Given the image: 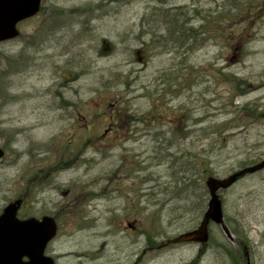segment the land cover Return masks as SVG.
<instances>
[{
  "label": "rangeland",
  "instance_id": "obj_1",
  "mask_svg": "<svg viewBox=\"0 0 264 264\" xmlns=\"http://www.w3.org/2000/svg\"><path fill=\"white\" fill-rule=\"evenodd\" d=\"M229 1L42 0L41 12L20 26L17 40L0 44V146L12 126L27 132L29 141L19 142L20 152L38 142L46 165L57 166L53 155L72 135L67 150L77 160L46 173L44 196L36 205L58 222L47 248L56 264L191 262L198 243L158 249L196 228L201 219L196 207L207 204L208 194L198 198L194 191L187 197L175 189L177 178H188L189 154L205 159L218 179L242 163L264 159V0H241L243 11L211 23L208 41L184 54L183 71L181 55L170 48L163 53L156 48L140 65L130 55L140 31L168 34V19L161 16L166 9L187 7L191 17L195 7L205 12ZM199 23L193 18L191 25ZM106 45L112 47L109 55ZM163 81L178 92L167 94L159 107L173 121L158 129L156 140V133L137 124L105 136L110 118L119 121L122 111L138 115L155 104L153 94L165 88ZM112 96L118 107L102 105L101 98ZM61 100L68 105L61 106ZM97 109L105 111L86 130ZM9 157L0 162V179L6 180L0 188L24 174L26 158L11 169L16 156ZM118 169L128 171L123 176ZM200 174L192 176L199 184ZM219 198L225 224L229 217L243 227L230 242L218 226H210L211 242L198 264H247L246 253L250 264H264V169L219 192ZM222 240L231 256L221 253Z\"/></svg>",
  "mask_w": 264,
  "mask_h": 264
},
{
  "label": "trees",
  "instance_id": "obj_2",
  "mask_svg": "<svg viewBox=\"0 0 264 264\" xmlns=\"http://www.w3.org/2000/svg\"><path fill=\"white\" fill-rule=\"evenodd\" d=\"M117 2H122L125 0H116ZM127 1V0H126ZM245 5H243V2L241 0H230L229 1V6H226L224 3L218 5V7H215L214 10H204L205 12H201L198 8H193L191 10V17L189 16V10L185 9L187 7L183 8H174V9H166L161 16L164 18L168 19L166 20L167 23V33L168 34H156L155 31H152L150 33L148 32H143L140 31L138 34H136V39L139 41L138 46L130 50V55L133 57L134 63L140 65L145 64L146 60L150 58V56L154 55L152 52L156 48H160L161 52L167 51L168 48L171 49L169 53H174L175 55H181L180 59V64H181V69L182 71L184 70V65H185V57L184 54H191V52L194 51L195 47L197 44H201L200 41L205 42L208 41V34H207V28L211 25V23L215 22L218 17L220 19H223L225 17H230V16H235L239 12L244 10ZM221 12H218L221 10ZM226 9V10H225ZM174 10L176 12H174ZM186 12V13H185ZM193 18H197L199 23V26H193L192 20ZM104 42V41H103ZM107 49L104 51L105 55L109 53H112V47H108L106 45ZM184 51V52H183ZM103 53V51H102ZM109 55V54H108ZM73 68H75L73 66ZM79 73V72H78ZM80 74V73H79ZM77 74V75H79ZM185 79L186 76L184 75ZM184 77L181 79L182 80V85L185 84V79ZM121 81L120 77L117 76L116 81ZM176 78V77H175ZM126 79V78H125ZM176 80V79H175ZM0 82H1V77H0ZM120 84V83H118ZM121 85H125L126 88H128L130 85L127 82L121 83ZM162 86L165 88L162 90H159V92H156L153 95H156V100L155 104L149 105L148 109L145 111H142L140 114H129L125 111L121 112L120 120L118 121L114 117L110 118L109 120V126L108 129H105L104 132H107L105 136L110 134L111 132L117 131L118 133H121V130L125 131H130L132 126L135 124L140 125L143 130L148 133H156V138L159 136V134H162V131H158V129L164 127L163 124L165 122L173 121V119H168L166 118L165 112L160 111L159 107L165 102L167 94H171L172 96H176L178 91H173L169 88V86H172L171 83L168 81L165 83L163 81L161 83ZM151 93L147 92L145 97H151ZM112 99H109L105 101L104 98H101V103L102 105L106 104L107 107H111L114 105L115 107L120 104L118 99H115V96H112ZM110 101H113V103H110ZM68 105V102L61 100V106H66ZM71 105V104H70ZM105 109L103 110H96L91 113V118L94 120L89 121V124L85 125L86 130L92 128V126L95 124H98V120L102 117ZM80 118H84V116H81ZM97 122V123H96ZM163 122V123H162ZM184 123V122H183ZM185 124V123H184ZM158 131V132H157ZM2 132V131H1ZM179 131H172L173 135L177 134ZM90 134V132H89ZM4 135V133H0V138ZM179 135V134H178ZM185 132L181 130L180 132V137L184 138ZM104 136V137H105ZM86 142L89 140L88 137L86 138ZM72 135H70V138L66 140L65 145H63L61 148H59V152L54 153L53 155V148L48 150V153L56 157L58 159L57 166L60 167L59 165L61 164V167H65V165H68L72 163L74 160H77L76 156L77 155H69V151L67 150L69 148V145L72 143ZM86 142H83L82 146H86ZM95 143V142H94ZM169 145V144H168ZM81 146V147H82ZM80 147V148H81ZM79 151V149H78ZM193 158V159H192ZM189 161H191L192 168L188 169V178L186 177H181L176 179V184H175V189L177 188V191L183 194H187V197H190V193L194 191H198V198L204 195H207V188L205 186V182L208 178L213 177V175L209 172L207 169V163L205 162V159H199V157L195 156L194 154H189L188 157ZM179 158H177V161ZM256 162H253L251 165L255 164ZM249 163H242L239 166V169H243L245 167L251 166ZM121 170V169H118ZM117 170V171H118ZM200 170V171H199ZM122 171V170H121ZM128 170L122 171V175L125 176ZM200 174V178L204 179L201 184L197 182L193 177L197 176ZM193 176V177H192ZM179 187V188H178ZM225 192V191H223ZM223 204V203H222ZM206 207H204L202 202L198 203V206L196 207V212H198V215L201 217L203 216V213L205 211ZM239 226L238 223L227 217V227L231 234H238L239 233ZM243 227V226H241ZM246 233H244V236ZM148 241H150L149 245H152V241L149 240L151 239V235H147ZM210 240H208L209 242ZM223 242L219 244V246L223 249L221 253H224L228 256L230 255V250H229V244L226 242V240H222ZM211 242V241H210ZM207 243L206 245L200 246L198 249V252L196 254V257L189 263L187 264H198V262L201 260V258L206 254V249L208 247Z\"/></svg>",
  "mask_w": 264,
  "mask_h": 264
},
{
  "label": "water",
  "instance_id": "obj_3",
  "mask_svg": "<svg viewBox=\"0 0 264 264\" xmlns=\"http://www.w3.org/2000/svg\"><path fill=\"white\" fill-rule=\"evenodd\" d=\"M41 0H0V43L16 38L19 33L16 25L34 17L40 10ZM3 151L0 148V159ZM264 167V159L258 164L232 173L223 179L209 178L205 185L209 199L207 208L198 226L183 233L166 244L197 242L204 245L208 241V226H219L231 242L233 237L224 223L222 203L218 197L220 190L231 187L246 172H254ZM56 223L46 216L42 220L29 219L18 221L14 206H7L0 216V264H54L51 257L44 254L48 243L56 235ZM26 257L27 262L22 259ZM247 264L249 256L246 253Z\"/></svg>",
  "mask_w": 264,
  "mask_h": 264
},
{
  "label": "flooded vegetation",
  "instance_id": "obj_4",
  "mask_svg": "<svg viewBox=\"0 0 264 264\" xmlns=\"http://www.w3.org/2000/svg\"><path fill=\"white\" fill-rule=\"evenodd\" d=\"M28 20L18 23L17 29L20 30V26L27 22ZM17 39L10 40L4 43H12ZM15 120H10L9 124H12ZM163 123V122H162ZM8 131L9 138L6 140L8 142L4 143L2 149L4 151V156L7 155L10 159L11 154H15V158L11 161V169L17 168V163L20 158L25 157V170L21 178H17L15 181H10L11 184L0 188V216L2 215L4 209L9 206H14L15 218L18 221H27L29 219H35L37 221L42 220L46 217L45 211L42 209H36V205L40 204V199L44 196V182L48 174L57 171L56 165L50 164L46 165V153L44 149H38L40 147L38 142L32 147L26 148L24 151L19 150V142L22 141L23 144L29 141L26 131H18L13 129L12 126L6 128ZM107 132H105L106 134ZM25 145V144H24ZM23 146V145H22ZM38 149V150H37ZM4 159V158H3ZM1 159L0 162L3 160ZM59 164V163H58ZM60 168L61 164L59 165ZM13 167V168H12ZM6 183V180L0 179V185ZM8 186V187H7ZM34 205V206H32ZM56 223L57 232L59 229L58 222L54 216H51ZM56 232V235H57ZM56 237V236H55ZM54 240V239H53ZM52 242V241H51ZM50 242V243H51ZM49 243V244H50ZM48 244V246H49ZM47 246V248H48ZM45 249V254L51 256L50 253ZM149 250H153L152 247ZM54 259L53 256H51ZM23 262H27L28 259L24 257ZM56 264V262H55Z\"/></svg>",
  "mask_w": 264,
  "mask_h": 264
}]
</instances>
